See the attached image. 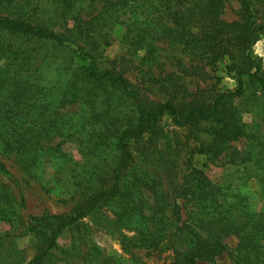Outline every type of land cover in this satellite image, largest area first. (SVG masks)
<instances>
[{
    "label": "trees",
    "instance_id": "trees-1",
    "mask_svg": "<svg viewBox=\"0 0 264 264\" xmlns=\"http://www.w3.org/2000/svg\"><path fill=\"white\" fill-rule=\"evenodd\" d=\"M87 1L0 0V225L35 233L37 249L27 264H42L65 230L80 229L84 218L109 204L118 226L114 235L132 264H145L136 258L139 250L170 252L171 264L213 263L223 254L231 264H264V210L251 203L243 184L217 183L207 175L209 161L226 160L252 171L264 190V135L240 126L232 107L248 87L264 98V69L252 55L264 37L256 3L234 0L238 20L230 22L222 18L226 0H140L131 6L127 0H89L86 6ZM125 13L120 42L134 54L144 52L142 87L100 62V49L111 43ZM161 42L179 54L164 60ZM167 60L181 73L161 70ZM221 62L235 89L210 99L202 90H188L186 77L216 75ZM53 63L64 71L54 82L42 75ZM143 87L167 98L151 100ZM71 106L85 107V115L75 120L66 111ZM164 116L180 129L206 125L199 130L206 137L193 138L192 148L206 162L180 185L182 202L139 160L155 150ZM240 139L248 142L245 152L232 147ZM66 144L96 159L74 177L75 205L68 213L25 218L24 195L1 179L17 184L3 158L12 159L27 180L36 179L50 162L67 166L72 155ZM106 158L109 164L103 165ZM230 237L238 239L233 250L224 242Z\"/></svg>",
    "mask_w": 264,
    "mask_h": 264
},
{
    "label": "rangeland",
    "instance_id": "rangeland-1",
    "mask_svg": "<svg viewBox=\"0 0 264 264\" xmlns=\"http://www.w3.org/2000/svg\"><path fill=\"white\" fill-rule=\"evenodd\" d=\"M100 0H97V2ZM260 13L264 16V0H253ZM88 0L86 6H88ZM140 0H127L129 6ZM101 4V2H100ZM239 5L234 0H226L222 18L226 21L238 20ZM88 10V9H87ZM141 11V9H139ZM41 15L49 17L43 10ZM128 14L120 17L115 28L112 31L111 43L104 48L102 47L100 62L102 66H108L116 70H120L134 85L137 87L144 86L141 84L142 72L144 68L140 65V59L144 52L134 54L133 50H129L121 44L120 36L123 33L124 26L120 22H126ZM21 44V40H17ZM161 55L168 56L170 53L179 54L178 51L171 49L168 43L161 42ZM30 44L24 43V46ZM49 56L53 55L52 51H48ZM59 52V51H58ZM134 55V56H133ZM254 58L259 60L262 69H264V37H260L255 43L252 51ZM120 57H125L122 62ZM117 58V62L114 60ZM132 60V63L128 62ZM58 64L53 63L51 66L44 67L42 75L49 77L51 81L58 78V73L63 68L56 70ZM225 62L218 64V70L214 74L204 77H186L187 88L191 92L202 90L204 97L210 99L213 94L233 90L237 83L234 77L228 75L225 71ZM161 70L166 72L177 71L181 68L170 64L167 60ZM64 72V71H63ZM62 72V74H63ZM181 73V72H180ZM186 76V75H185ZM143 92L151 99L163 101L167 98L164 92L155 91L143 87ZM238 117V124L243 126L245 130L257 134L264 135V98L252 87H248L243 96L235 99L232 104ZM75 120L80 116H84L86 108L83 106H71L67 108ZM206 127L205 124L193 125L184 129L175 127L168 116H164L160 123V131L157 146L150 155L149 159L141 157L139 160L143 166H148V170L155 172L156 175L162 177L164 188L167 190L172 199L178 198L180 202L183 198L178 197L180 185L186 181L191 169L201 167L206 158L204 156L192 153L195 145L193 138L206 137L204 133L199 131ZM177 142L182 145L179 149L174 146ZM136 150L142 151V144L134 145ZM232 147L245 152L248 147L247 140L240 139L232 143ZM65 150L70 152L72 160L67 166H61L59 162H50L44 165V170L37 174L36 179L25 178L24 173L14 164L12 159L3 158L10 173L17 181L9 182L1 176L2 181H6L18 196L22 193L26 200V208L22 214L26 216L42 217L44 215L63 214L71 211L78 197L75 196L74 177L82 170H89L95 162L83 158L77 147L66 144ZM146 155V154H145ZM110 158L103 161V165L109 164ZM149 163V164H148ZM209 170L207 175L214 182L222 183H238L243 184L244 192H246L251 203L260 210H264V190H261L254 177L252 171L239 166H231L225 161H217L215 163L208 162ZM150 165H152L150 167ZM185 216V211H182ZM112 209L109 204L103 205L95 212L93 216L84 218L78 230L67 229L59 237L57 248L52 250V255L42 264H132V256L126 253L118 238L114 235L118 226L114 225ZM0 234L4 235L0 240V264H27L36 252L38 238L33 232H26L22 228L14 229L8 225H0ZM228 249L233 250L238 239L235 237L227 238L224 241ZM136 258L145 264H171L173 261L172 254L166 252L163 254L151 253L150 251L139 250L136 252ZM232 259L228 254L218 257L213 263L199 264H231Z\"/></svg>",
    "mask_w": 264,
    "mask_h": 264
}]
</instances>
